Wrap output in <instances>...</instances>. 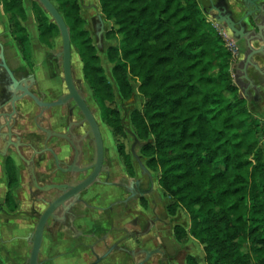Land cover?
Returning a JSON list of instances; mask_svg holds the SVG:
<instances>
[{
  "label": "trees",
  "instance_id": "1",
  "mask_svg": "<svg viewBox=\"0 0 264 264\" xmlns=\"http://www.w3.org/2000/svg\"><path fill=\"white\" fill-rule=\"evenodd\" d=\"M70 31L82 74L100 108L103 121L118 140V149L133 175L130 156L120 140L126 131L119 111L110 105L115 93L101 66L98 51L79 0H55ZM11 36L27 63L32 52L23 23V0H1ZM100 9L120 37L107 49L112 77L124 100L137 82L144 98L130 116L147 166L159 172L158 185L178 210L190 217V228L175 226L174 238L192 237L206 264H264V120L256 118L234 85L233 55L219 31L208 22L197 0H99ZM32 13L39 41L51 48L58 27L34 2ZM5 203L12 210L18 177L11 161ZM0 264H4L0 259ZM186 264H199L189 256Z\"/></svg>",
  "mask_w": 264,
  "mask_h": 264
},
{
  "label": "flooded vegetation",
  "instance_id": "2",
  "mask_svg": "<svg viewBox=\"0 0 264 264\" xmlns=\"http://www.w3.org/2000/svg\"><path fill=\"white\" fill-rule=\"evenodd\" d=\"M197 1L208 22L233 42L236 75L248 87L246 102L249 108L261 109L264 0ZM0 44L4 65L12 74L0 57L1 166L5 172L11 161L18 177L14 189L24 187L10 210L5 203L6 178L0 207V215L13 221L11 237L5 240L12 264H30L42 216L65 193L91 178L75 199L59 203L48 217L37 263L171 264L162 248V220L154 202L151 207L147 203L154 192L150 173L135 157L139 171L132 165L131 175L118 142L110 146L117 138L103 121L84 78L72 66L69 83L58 53L38 60L32 56L27 63L21 55H9L1 40ZM13 79L21 88L17 93Z\"/></svg>",
  "mask_w": 264,
  "mask_h": 264
},
{
  "label": "rangeland",
  "instance_id": "3",
  "mask_svg": "<svg viewBox=\"0 0 264 264\" xmlns=\"http://www.w3.org/2000/svg\"><path fill=\"white\" fill-rule=\"evenodd\" d=\"M55 4L56 1L52 0ZM24 8L27 12V21L23 23V26L26 28L27 33L29 35L30 46L32 56L35 60H38L44 54H57L62 50V42L61 38L57 37L52 40L51 48H45L39 41V33L37 29V25L32 13V6L35 0H23ZM80 3V14L81 17L86 22V29L90 32L91 38L93 43L98 51V55L101 60V66L105 71L106 77L108 81L112 84L115 93V100L114 103L110 106L115 108L119 111L120 117L122 119L123 126L126 131V138L120 140L122 144L125 146V150L127 154H129L131 163L134 168L139 171V164L136 161V156L140 158L142 165L148 169L150 173V177L154 183V192L148 198V205L151 207L152 203L156 205V212L162 220L161 226V241H162V248L168 255L166 262H170L171 264H186V259L189 256H195V249H199L201 252L202 258L200 261L204 263L205 258L204 256V249L199 243L192 244L193 238L188 239L186 244L178 243L174 238V227L175 226H182L187 230L190 217L188 214L183 210H178L175 216H170L167 212V207L172 202L166 198L158 185L159 181V172L153 171L147 166V159L141 154V149L146 143H152L153 139L149 138L147 142H143L138 140L136 141L134 128L131 125L130 116L134 110H141L144 104V98L138 93V84L137 82H131L133 88V96L130 100H124L121 95L119 94L118 88L114 82L112 77V69L113 65L109 63L107 58V49L111 46H119L120 44V37H115L114 39H108L107 33L113 29H115L112 22L107 21L106 18L103 16L99 0H79ZM2 3L0 0V37L1 42L5 43L6 48L8 49L9 55H17L19 53L18 47L15 44L9 27V23L7 20L6 15L3 12ZM57 5V4H56ZM8 32V35H7ZM15 44V45H14ZM16 46V47H15ZM20 54V53H19ZM72 66L74 71L81 80H83L82 74V63L79 59L76 49L72 46ZM85 87L88 90V93L91 97H93L92 91L90 90L88 84L83 80ZM94 101V100H93ZM96 105V103H95ZM97 107V105H96ZM98 111L99 108L97 107ZM251 113L258 119L264 120V106L261 109H253L251 108ZM100 113V111H99ZM137 138V137H136ZM114 141H110V146L118 142V140L113 137ZM0 160V207L3 206L4 203V192L7 189L5 180L3 177V171L1 166ZM24 187L18 188V190H13L12 195L13 197L20 195V190H23ZM19 203H22L21 200ZM12 223L13 221L11 218L4 217L2 214L0 215V233L2 234V238L0 236V257L4 264H12L11 255L9 245H5V240H9L12 234ZM188 231V230H187ZM195 258V257H194ZM196 259V258H195ZM197 260V259H196Z\"/></svg>",
  "mask_w": 264,
  "mask_h": 264
},
{
  "label": "water",
  "instance_id": "4",
  "mask_svg": "<svg viewBox=\"0 0 264 264\" xmlns=\"http://www.w3.org/2000/svg\"><path fill=\"white\" fill-rule=\"evenodd\" d=\"M35 2L38 3V5L43 9V11L50 18V20L58 27L59 37L61 38V42H62V50H61V52L58 53V58H62V60H63L64 72L66 75V79L70 83L71 74H72V44H71V37H70L69 28H68L62 14L59 11L58 6L52 0H35ZM0 46L2 48L1 44H0ZM0 57L2 59L3 66L8 70V72L12 76L9 69L6 67V65H4L5 59H4L3 51L1 52ZM236 67H237V65H235V64H233L231 66V73H232L234 85L236 87H238V89L240 90L241 97L243 99L249 101V97L247 94V88L248 87L242 86L241 83L239 82L238 77L236 75ZM242 78L246 79L247 77H246V75H244ZM13 81H14V90L17 93L21 88L17 86V83L14 79H13ZM18 99L19 98L17 96H15L14 102H16ZM135 139L137 142H139L138 138L135 137ZM134 156L138 159L136 154H134ZM138 161L140 162L139 159H138ZM141 166H142V164H141ZM92 179L93 178L88 180L86 183H84L80 187L73 188L69 193H65L60 198V200H58L54 204H52L50 206L49 210L46 212V214L44 216H42L41 220L39 221V223L37 225L36 234L34 235V243H33V249H32V256H31L30 264H38L37 261H38V255L40 252V247L42 244L43 229H44L46 221L48 220V217L50 216L52 211L58 207L59 203H62L65 200L75 199L76 194L80 190L85 188L88 184L92 183Z\"/></svg>",
  "mask_w": 264,
  "mask_h": 264
},
{
  "label": "crops",
  "instance_id": "5",
  "mask_svg": "<svg viewBox=\"0 0 264 264\" xmlns=\"http://www.w3.org/2000/svg\"><path fill=\"white\" fill-rule=\"evenodd\" d=\"M1 6H2V5H1ZM0 26H1V25H0ZM7 35H8V32H7ZM1 38H2V37H0V40H1ZM17 55L20 56L19 53H17ZM250 110H251V108H250ZM3 177H4V180H5V179H6L5 172H3ZM4 182H5V181H4ZM6 192H7V189L5 190L4 195H5ZM189 228H190V223H189V226H188L187 230H189ZM190 239H192V237H190ZM196 242H197V241H196ZM196 242H195V240L193 239L192 242H190V243H192V244H196ZM197 243H198V242H197ZM194 252H195V256H194V257L197 259L198 263H199V264H203V262L200 261V259L202 258L200 250H199V249H195ZM203 258H205V254H204ZM204 263H205V261H204ZM205 264H206V263H205Z\"/></svg>",
  "mask_w": 264,
  "mask_h": 264
},
{
  "label": "built area",
  "instance_id": "6",
  "mask_svg": "<svg viewBox=\"0 0 264 264\" xmlns=\"http://www.w3.org/2000/svg\"><path fill=\"white\" fill-rule=\"evenodd\" d=\"M221 36L223 37L224 41L226 42V47L232 53V55H233V62H234V58H235V47H234V44H233V42L230 39L224 37L222 34H221Z\"/></svg>",
  "mask_w": 264,
  "mask_h": 264
}]
</instances>
